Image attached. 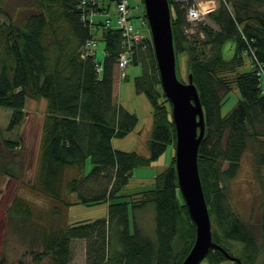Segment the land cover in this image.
Segmentation results:
<instances>
[{"label": "trees", "instance_id": "obj_1", "mask_svg": "<svg viewBox=\"0 0 264 264\" xmlns=\"http://www.w3.org/2000/svg\"><path fill=\"white\" fill-rule=\"evenodd\" d=\"M168 1L177 65L181 55L188 56V80L192 76L205 114L198 165L213 241L230 255L225 244L241 243L242 264H256L264 253V218L256 233V226L229 206L223 184L236 176L250 145L258 167L264 168V0H225L232 11L222 3L207 17L216 28L206 25V18L194 23L199 28L191 35L187 33L192 24L187 21V7ZM102 8L111 12L105 4L91 9L103 13ZM9 9L0 0V110L12 111L8 131L22 124L27 99L48 103L39 172L31 186L65 208L73 205L67 201L66 191L77 193L86 205L110 203L107 218L74 226H62L59 219L57 226L56 217H51L42 228L34 221L32 208L16 200L9 225L23 237L30 236L32 247H41V252H30L34 264H71L74 240L87 242L86 264H182L194 246L196 227L179 189L175 156L158 176L154 189L129 201L113 202L121 198L119 193L134 169L151 166L176 143L168 105L172 107L161 87L151 39L146 36L134 49L131 61L142 68L134 81L135 91L146 96L153 109L150 155L144 158L112 145L113 139H125L139 123L114 98L122 32L97 31L101 24L90 20L91 9L82 7L81 0H27L25 9ZM95 29L105 43L101 63L97 51L83 57L84 47L91 40L97 43ZM229 75L234 78L230 80ZM233 86L242 99L223 116L222 105ZM3 146L12 151L19 144L4 140ZM88 159L93 168L83 175ZM68 169H74L76 175L65 183ZM262 186L264 190V176ZM151 205L154 236L144 231L136 217V212ZM52 215L61 212L55 208ZM204 261L220 264L228 260L212 249Z\"/></svg>", "mask_w": 264, "mask_h": 264}, {"label": "rangeland", "instance_id": "obj_2", "mask_svg": "<svg viewBox=\"0 0 264 264\" xmlns=\"http://www.w3.org/2000/svg\"><path fill=\"white\" fill-rule=\"evenodd\" d=\"M8 8L15 11L17 9H25L27 0H5ZM176 3L181 4L175 0ZM208 14L215 12L223 3L229 11L231 6L225 0H194ZM101 4L110 6L111 13H115V3L113 0H100ZM133 7V24L135 27L143 31L147 37L150 35V28L143 14L145 6L143 0H130ZM9 11L11 12V10ZM112 16V14H110ZM106 17L97 15L94 17V24L100 25L104 23ZM114 22V18H111ZM212 28L216 26L209 18L205 23ZM199 28L197 24L192 23L191 28L187 31L189 35L195 34ZM97 40V62L101 63L105 57V43L101 39L98 32H94ZM231 48L227 47L229 51ZM230 56V53L227 54ZM246 58V57H245ZM246 58V64H249ZM188 56L181 55L178 61V79L183 83H188ZM118 70V69H117ZM241 71H246L242 69ZM142 73L139 66H130L126 70V79L118 78L116 74L114 98L115 103L123 106L131 114H135L139 123L135 130L125 139H113V148L127 153H136L141 157L149 158V143L153 133L152 106L146 96L139 95L135 91L134 81L137 76ZM231 80L234 75H229ZM242 99V96L236 86L225 97L221 113L223 116L228 115L234 107ZM162 103L165 100H161ZM168 105V104H167ZM47 107L48 103L44 99L31 98L27 99L24 109V119L22 124L8 131L11 122L12 111L8 109L0 110V153L3 159H0V264H34L33 257L30 252H41V247H32L30 236L23 237L17 229L9 225V213L11 207L16 200L25 202L32 208L34 213V221L38 226L44 227L48 225L46 219L56 217L55 222L61 219L59 223L63 225H77L79 223H91L99 219L107 218L109 210V202L98 205H86L80 202L77 193L65 192L68 202L73 204L69 208H65L63 204H57L47 195L36 191L31 185L36 181L39 172L40 157L42 145H44V136L46 134L47 124ZM170 112V105H168ZM12 141L19 144L15 150H6L3 141ZM175 146H168L161 158L152 163L149 167H139L134 169L131 179L119 193V200H130V197H138L137 194L154 189L157 178L165 172L171 165L173 157L176 155ZM176 158V157H175ZM5 168V169H3ZM93 168L92 160L88 159L83 170V175H88ZM76 175L74 169H68L64 174V182ZM264 176V168L258 167L257 160L254 155L253 145H250L245 155L240 161V167L236 176L224 183L227 193L228 204L232 210L240 215L243 220L257 228L261 225L264 218V190L262 186V177ZM64 183V184H65ZM55 208L61 212V215H52ZM153 210V212H152ZM154 209L149 206L144 212H136L138 224L154 236ZM52 215V216H51ZM130 218L133 220L134 213L130 211ZM60 224V225H61ZM32 235V234H31ZM259 245L262 243V235H258ZM232 256L240 258L243 245L241 243L225 244ZM71 247V264H86L87 261V242L85 240H74L70 244ZM201 264H208L207 261ZM220 264H235L229 261ZM256 264H264V253L260 254Z\"/></svg>", "mask_w": 264, "mask_h": 264}, {"label": "water", "instance_id": "obj_3", "mask_svg": "<svg viewBox=\"0 0 264 264\" xmlns=\"http://www.w3.org/2000/svg\"><path fill=\"white\" fill-rule=\"evenodd\" d=\"M143 1L161 87L172 107L178 185L196 227L194 246L182 264H201L212 249L222 252L229 262L242 264L239 258L213 241L212 223L198 165L199 149L206 130L205 114L192 76H189L188 83L181 82L177 76L169 1Z\"/></svg>", "mask_w": 264, "mask_h": 264}, {"label": "built area", "instance_id": "obj_4", "mask_svg": "<svg viewBox=\"0 0 264 264\" xmlns=\"http://www.w3.org/2000/svg\"><path fill=\"white\" fill-rule=\"evenodd\" d=\"M183 1V2H182ZM192 0H181L182 4L187 7V20L189 23H199L205 20L208 11L204 10L196 2H191ZM180 2V0H179ZM180 2V3H181ZM100 0H81V6L84 8H94L100 7ZM116 12L114 15L115 22L111 21L109 13H107V20L103 24L104 30L107 29H116L122 32L123 36V53L120 56L118 63V68L121 74V77H125L127 68L130 66L132 61V55L134 49L143 42L145 35L143 31L135 27L133 24V7L131 6L130 0H115ZM90 19L97 15L94 11L89 13ZM88 14V15H89ZM97 43L94 40H91L85 47V54L83 57H86L90 54H94L96 51Z\"/></svg>", "mask_w": 264, "mask_h": 264}, {"label": "crops", "instance_id": "obj_5", "mask_svg": "<svg viewBox=\"0 0 264 264\" xmlns=\"http://www.w3.org/2000/svg\"><path fill=\"white\" fill-rule=\"evenodd\" d=\"M105 4V3H104Z\"/></svg>", "mask_w": 264, "mask_h": 264}]
</instances>
